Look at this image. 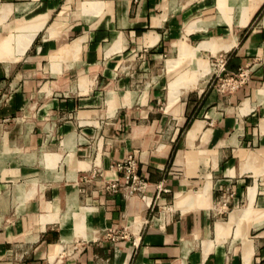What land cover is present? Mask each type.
Wrapping results in <instances>:
<instances>
[{"label":"crops","instance_id":"crops-1","mask_svg":"<svg viewBox=\"0 0 264 264\" xmlns=\"http://www.w3.org/2000/svg\"><path fill=\"white\" fill-rule=\"evenodd\" d=\"M0 264H264V0H0Z\"/></svg>","mask_w":264,"mask_h":264},{"label":"built area","instance_id":"built-area-1","mask_svg":"<svg viewBox=\"0 0 264 264\" xmlns=\"http://www.w3.org/2000/svg\"><path fill=\"white\" fill-rule=\"evenodd\" d=\"M219 60L220 63H222L224 58L220 57ZM244 78L245 75L242 73L236 81L224 82L223 86L226 84L230 88L234 89L239 83L244 81ZM109 169L112 172L121 175L120 180L102 181L101 190L109 196L113 197L120 194L125 200H130L143 195L147 190V181L139 173V164L135 155H127L124 159L111 164ZM94 174L95 173L93 172L89 176H83L80 180L89 181V179L95 178ZM161 191L164 193L167 192V190H162L161 187H159L158 192ZM116 237L117 233L113 235L112 240H115Z\"/></svg>","mask_w":264,"mask_h":264},{"label":"rangeland","instance_id":"rangeland-1","mask_svg":"<svg viewBox=\"0 0 264 264\" xmlns=\"http://www.w3.org/2000/svg\"><path fill=\"white\" fill-rule=\"evenodd\" d=\"M208 66L210 67L211 65V69L217 70V68L215 67L216 62L214 58H208ZM210 64V65H209ZM214 72V71H213ZM199 76V75H198ZM222 79H224L223 77H221ZM221 84H224V82H220ZM229 209L227 210L226 208H223L222 210H218V217L226 219L227 214L229 213ZM123 230V229H122Z\"/></svg>","mask_w":264,"mask_h":264},{"label":"bare ground","instance_id":"bare-ground-1","mask_svg":"<svg viewBox=\"0 0 264 264\" xmlns=\"http://www.w3.org/2000/svg\"><path fill=\"white\" fill-rule=\"evenodd\" d=\"M245 159L253 160L254 156L252 154L245 156Z\"/></svg>","mask_w":264,"mask_h":264}]
</instances>
